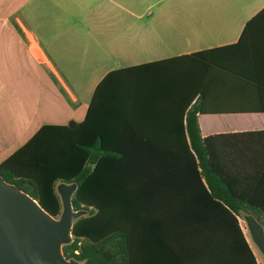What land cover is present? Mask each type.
<instances>
[{"label":"trees","instance_id":"obj_1","mask_svg":"<svg viewBox=\"0 0 264 264\" xmlns=\"http://www.w3.org/2000/svg\"><path fill=\"white\" fill-rule=\"evenodd\" d=\"M222 114H264V8L234 44L108 73L81 123L41 127L0 177L57 219L74 186L69 262L259 264L240 219L264 230V131L202 138Z\"/></svg>","mask_w":264,"mask_h":264},{"label":"crops","instance_id":"obj_2","mask_svg":"<svg viewBox=\"0 0 264 264\" xmlns=\"http://www.w3.org/2000/svg\"><path fill=\"white\" fill-rule=\"evenodd\" d=\"M160 1L0 0V163L43 126L81 123L108 73L234 44L264 8L210 0L199 24L175 1L144 19ZM198 125L202 138L259 132L264 114L199 115ZM165 128L152 136L173 137Z\"/></svg>","mask_w":264,"mask_h":264},{"label":"water","instance_id":"obj_3","mask_svg":"<svg viewBox=\"0 0 264 264\" xmlns=\"http://www.w3.org/2000/svg\"><path fill=\"white\" fill-rule=\"evenodd\" d=\"M57 190L63 208L58 219L0 177V264H75L65 259L62 246L72 240L73 223L82 213L72 211L74 186ZM250 221L252 241L264 255V230Z\"/></svg>","mask_w":264,"mask_h":264},{"label":"rangeland","instance_id":"obj_4","mask_svg":"<svg viewBox=\"0 0 264 264\" xmlns=\"http://www.w3.org/2000/svg\"><path fill=\"white\" fill-rule=\"evenodd\" d=\"M175 1H179L177 4L179 5L180 11H183V13H186V14H188V12L190 14L193 13L194 19L197 20L196 21L197 23L200 22L199 24L203 22L199 14H204L207 11L208 5L210 4V0H161L160 3H158L156 7H153L151 10H149L150 14H147L148 12H146L147 18L145 17L144 19H147V20L153 19L157 15V11L162 10L163 7L167 5V3L175 2ZM242 5H243V0H238V9H241ZM192 9H193V12H192ZM194 10H195V13H194ZM144 61L146 60H137L133 63H142ZM247 221L248 220L246 217H242L240 219V223L242 225L243 231L247 237V240L250 242V244L253 247V250L257 256L259 264H264V255L257 248V246L253 243Z\"/></svg>","mask_w":264,"mask_h":264}]
</instances>
